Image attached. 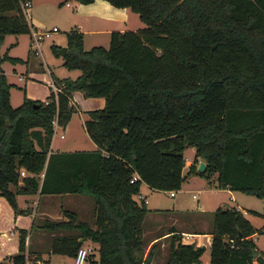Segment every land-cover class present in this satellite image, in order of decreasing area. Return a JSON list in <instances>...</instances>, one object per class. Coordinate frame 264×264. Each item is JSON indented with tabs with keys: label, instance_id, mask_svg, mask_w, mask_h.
Instances as JSON below:
<instances>
[{
	"label": "trees",
	"instance_id": "1",
	"mask_svg": "<svg viewBox=\"0 0 264 264\" xmlns=\"http://www.w3.org/2000/svg\"><path fill=\"white\" fill-rule=\"evenodd\" d=\"M24 1L0 0V44L8 33L29 32ZM107 1L138 13L145 26L113 30L108 47L90 49L81 31L70 30L63 65L80 74L54 79L63 83L56 96L51 91L44 102L11 106L0 66V195L15 213L16 195L93 199L95 228L72 212L65 221L44 220L41 227L53 233L78 231L52 235L49 253L74 256L89 239L98 244L90 264H203L204 246L177 241L176 229L167 232L164 262H152L155 244L146 254L143 248L149 209L135 195L142 183L180 189L184 149L191 146L194 161L201 158L205 172L217 173L219 187L264 199V0ZM6 58L0 55V64ZM74 89L104 98L84 121L96 148L50 151L53 120L65 125L75 110ZM133 173L139 178L130 182ZM208 232L207 264H264L252 239L257 228L242 210L216 209ZM26 236L21 229L18 251L0 264H39Z\"/></svg>",
	"mask_w": 264,
	"mask_h": 264
},
{
	"label": "rangeland",
	"instance_id": "2",
	"mask_svg": "<svg viewBox=\"0 0 264 264\" xmlns=\"http://www.w3.org/2000/svg\"><path fill=\"white\" fill-rule=\"evenodd\" d=\"M70 3V6L66 5ZM35 3V4H34ZM75 0H32L30 7L27 8V18L29 23V32L13 34L8 33L4 36L0 44V55H7L10 58L17 59L12 61L10 58L4 59L0 66L5 73L7 82L9 83V102L11 106L16 107L23 104L27 100L46 101L48 95L52 91L50 88L51 79L76 78L80 74L79 69H68L63 65V58L58 54V49L67 46V33L75 29L74 22L71 17V9ZM129 19L126 23L127 27L139 29L145 26L138 13L129 11ZM56 27V31L51 32L49 37L34 41L33 30L38 32L51 30ZM110 33L101 32L94 34H85L83 36L84 49H90L92 46L108 47ZM37 53L35 54L34 50ZM57 52V53H56ZM22 77V79L19 78ZM61 82V81H60ZM60 82H57L60 84ZM70 98L76 103L75 110L65 125H53L52 148L60 151L61 149H91L94 143L86 133L83 121L89 117L90 110L100 109L104 106V98L102 96H89L82 90L74 89L71 91ZM64 132H63V128ZM63 133L64 137H60ZM186 157L185 165L182 170L183 180L180 190H175V196L169 195V190H149L144 194L147 196L146 207L148 214L143 223L144 234V253L146 254L150 246L154 243V255L152 262L163 263L168 252L169 242L171 240L169 231L170 227L177 228L176 240L182 243H189L191 234L182 233V228L190 231H209L210 215L218 208L238 207L245 212V216L251 224L257 228V232L252 239L255 241L258 250L264 253V216L263 204L264 199L256 197L253 194L245 193L239 190L226 191L218 186L217 173L208 171L198 172L197 164L194 161V148L187 146L184 149ZM13 188V187H12ZM76 194L73 199L64 196L41 197L38 202L37 196H29L32 194L21 195L23 198L33 197L35 201L32 203L30 213L27 212V205L19 200L20 195H16L18 211L21 215V222L17 224L16 233L21 229H27V234L35 233L36 228L44 223L45 216L39 214L41 210L50 211L49 220L61 221V218H68L66 212H72L76 215V219L85 220L92 227L95 226L94 221V201L86 194ZM194 195V196H193ZM19 200V202L17 201ZM74 201L75 207H66L65 202ZM78 201L82 203L81 208H77ZM185 207L188 209L204 208L206 212L200 215L192 212L182 213V215H173L172 208ZM170 210L167 212L166 210ZM32 213V214H31ZM35 217V218H34ZM177 217V218H175ZM46 218V217H45ZM48 218V216H47ZM46 218V219H47ZM51 218V219H50ZM36 234L39 240V253L42 259H48L50 264H73L72 256L65 254H51L47 251L50 241L47 239L51 232L43 229ZM18 231V232H17ZM60 231L54 232L60 235ZM159 238H153L159 234ZM78 234V231H77ZM18 243V239L16 240ZM95 243V242H94ZM91 240H84L82 246L94 247V256L97 257L98 245ZM202 243H207L203 240ZM204 246V245H201ZM200 257L203 264H207L210 258V245L206 248ZM46 249V250H45ZM28 251V248H27ZM256 256V255H254ZM41 256L39 255L38 258ZM91 257L88 258L90 264ZM44 261V260H42ZM45 264H48V262Z\"/></svg>",
	"mask_w": 264,
	"mask_h": 264
},
{
	"label": "crops",
	"instance_id": "3",
	"mask_svg": "<svg viewBox=\"0 0 264 264\" xmlns=\"http://www.w3.org/2000/svg\"><path fill=\"white\" fill-rule=\"evenodd\" d=\"M30 3H32V0H30ZM66 5L70 6V3L66 2ZM129 11L130 10L127 7H115V6L111 5L107 0H93L90 3H78L75 1L74 5L71 9V17H72V20L74 22V25H73L74 28L81 31L83 33V36L85 34H94V33H101V32H103V33L109 32L110 33L113 30H120V31H124V30H128V29L136 30L135 28H130V27L126 26V23L129 19V13H130ZM19 77H21V76H19ZM71 79H74V78H71ZM58 80H61V79H58ZM71 101H72L73 106L75 108L76 103L72 99H71ZM76 109H77V107H76ZM78 112H79V110H78ZM85 120L86 119H84V121ZM84 121H83V126H84ZM64 129H65V127L63 128V132H64ZM61 134H63V133H61ZM63 137H64V134H63ZM94 148H96L95 143H94ZM94 148L91 147V149H94ZM73 150H84V149H80V148L61 149L60 151H73ZM50 151H58L57 149L52 148V140L50 143ZM201 160L202 159L198 157L195 161L196 164L198 165L199 161H201ZM144 189L146 190L145 192H148L149 190H156V189L150 188L146 183H142L140 186V193L143 196H145V198H147V196L143 193ZM222 189L226 190V191H229V190L232 191L228 187H225ZM179 190H177V191H179ZM34 195L38 197V202H39L42 196L43 197L64 196L65 198H68V199L70 198V200H71L74 198V196L76 194H74V193L40 194L39 192H37V193H34L32 195H29V196H34ZM173 196H175V193ZM22 197L23 196L20 195L19 200L21 199V201H23L27 205V207L29 208V211H30V209H32V203L35 201V199L33 197L22 199ZM19 200H17V201L19 202ZM77 203H78V205L76 207L81 208L82 203L80 201H78ZM75 204L76 203L74 201L65 202V205L67 208H69L70 206H71V208H73V207H75ZM82 208H83V206H82ZM150 210H152V209H149V211ZM170 210H171V213L173 215H179V216L182 215V213L184 214V213H187L189 211L190 212L193 211V213H195V214H197V212H198L200 215H202L204 212H206V210H204V208H202V207L196 208V209H188V208L179 206L177 208H172ZM170 210L167 209L166 211L169 212ZM152 211H158V210H152ZM38 213L42 214V215H47L48 218H47V216H45L47 219H49V217H51L50 211H47L45 209L41 210ZM45 217L42 219H46ZM175 218H177V217H175ZM61 219H62V221L63 220L65 221L67 218H61ZM20 222H21V215L15 213L12 206L7 201V199L4 196L0 195V261H2L5 257H7L9 255L15 254L18 251V243L16 241L18 239V233H16V228H17V224H20ZM92 228H95V226L92 225ZM171 229L177 230V228H175V227H170L169 230H171ZM24 230H27V229H24ZM32 230L33 229H31L30 230L31 233L27 234V236H26L27 248L31 252L30 254L32 256H39V255L41 256L40 257L41 260H38L39 262H41V263L46 262L48 259H42V255H41V253H39L38 247L40 245L38 244L39 240L36 238L37 237L36 234H38L42 230L41 225H39V227L36 228V231H35L36 234L35 233L32 234ZM167 232L168 231H166L165 233H167ZM180 232L189 233V235L191 234L190 235L191 236L190 242H194L195 245H198V246L204 245V246H206V248L210 245L212 235L208 231H190V230H186V229L182 228L180 230ZM165 233L163 232V234H165ZM59 234H63V235L64 234H66V235L77 234V231L61 230L59 232ZM52 235H54L53 232H51V234L47 238V239H49V241H50V238ZM253 236H254V234H253ZM153 238H159V237L157 235ZM203 240H206L207 243L203 244L202 243ZM94 244L98 245L96 242ZM51 254H57V253H51ZM72 258H73V256H72ZM95 258H97V257H95ZM42 260H44V261H42ZM49 262H48V264H50Z\"/></svg>",
	"mask_w": 264,
	"mask_h": 264
},
{
	"label": "built area",
	"instance_id": "4",
	"mask_svg": "<svg viewBox=\"0 0 264 264\" xmlns=\"http://www.w3.org/2000/svg\"><path fill=\"white\" fill-rule=\"evenodd\" d=\"M21 6H22V9H23V12L27 18V8L30 7V1L29 0H26L24 2L21 3ZM28 19V18H27ZM56 27H52L51 30H45V31H41V32H38L37 30H33L32 31V34L34 35V41L35 43L38 41V40H41L43 38H46V37H49L51 35V32L53 31H56ZM37 48H35L34 52L35 54L37 53L36 51ZM20 79L22 77H19ZM50 88L52 89V92L55 94V96L57 95L58 92L62 91V86H63V83H60V84H57L53 79H51L50 81ZM70 104L73 105L71 99H70ZM57 121L56 119L53 120V125H57ZM60 137H63V134H60ZM185 160H186V157H185ZM20 176H26L28 174V172L25 171V169L21 168L20 171ZM139 176L137 173H133L132 174V177L130 178V182H133L134 180L138 179ZM175 193L174 190H171L169 191V195L170 196H173ZM194 196V195H193ZM135 198L137 201H143L144 203H147V198H145V196H143L140 192L136 193L135 195ZM94 253V247L92 246H80L75 255L73 256V264H87L88 263V258L91 254ZM39 264H43L41 262L38 261Z\"/></svg>",
	"mask_w": 264,
	"mask_h": 264
},
{
	"label": "water",
	"instance_id": "5",
	"mask_svg": "<svg viewBox=\"0 0 264 264\" xmlns=\"http://www.w3.org/2000/svg\"><path fill=\"white\" fill-rule=\"evenodd\" d=\"M66 51H67V46H62L58 49V54L63 56L66 53ZM205 169H206V163L203 160L199 161L198 166H197V171L203 172L205 171ZM253 253L254 255H256L255 251Z\"/></svg>",
	"mask_w": 264,
	"mask_h": 264
}]
</instances>
